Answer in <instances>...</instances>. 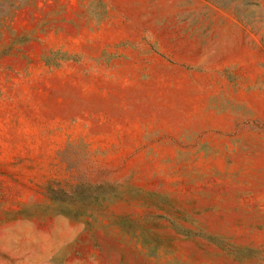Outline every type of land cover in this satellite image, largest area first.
I'll use <instances>...</instances> for the list:
<instances>
[{"label":"rangeland","instance_id":"1","mask_svg":"<svg viewBox=\"0 0 264 264\" xmlns=\"http://www.w3.org/2000/svg\"><path fill=\"white\" fill-rule=\"evenodd\" d=\"M0 264H264V0H0Z\"/></svg>","mask_w":264,"mask_h":264}]
</instances>
